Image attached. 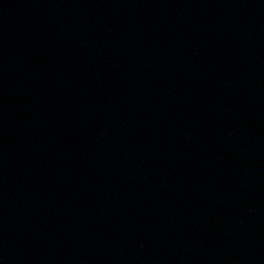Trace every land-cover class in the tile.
<instances>
[{
  "label": "water",
  "instance_id": "95a60500",
  "mask_svg": "<svg viewBox=\"0 0 264 264\" xmlns=\"http://www.w3.org/2000/svg\"><path fill=\"white\" fill-rule=\"evenodd\" d=\"M0 264H264V0H0Z\"/></svg>",
  "mask_w": 264,
  "mask_h": 264
}]
</instances>
